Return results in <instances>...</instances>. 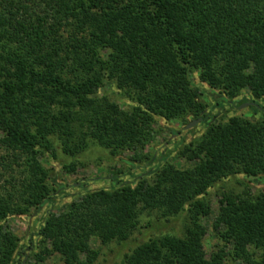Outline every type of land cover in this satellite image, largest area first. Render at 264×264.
<instances>
[{"label":"trees","instance_id":"trees-1","mask_svg":"<svg viewBox=\"0 0 264 264\" xmlns=\"http://www.w3.org/2000/svg\"><path fill=\"white\" fill-rule=\"evenodd\" d=\"M195 74L218 104L248 90L261 109L264 0H0V149L19 152L26 175L24 204L0 194V264H24L11 216L53 205L65 190L41 159L57 149L75 156L92 142L113 155L131 152L129 171L114 172L110 188L79 187L63 210H49L38 233L43 255L95 264L93 238L121 243L145 211L166 220L187 211L181 236L151 237L123 264H264V191L224 195L214 221L222 246L210 255L203 220L211 205L202 198L235 174L264 183V120L209 122L181 152L192 167L161 160L136 173L151 160L145 150L159 119L206 120ZM106 81L128 109L98 96Z\"/></svg>","mask_w":264,"mask_h":264},{"label":"rangeland","instance_id":"rangeland-1","mask_svg":"<svg viewBox=\"0 0 264 264\" xmlns=\"http://www.w3.org/2000/svg\"><path fill=\"white\" fill-rule=\"evenodd\" d=\"M194 83L202 91L203 100L207 105L206 120L186 129L185 127L192 120L184 123L178 120L159 119L156 124L155 138L145 150V154H148L151 160L143 161L136 171L137 174L143 172L147 174L149 165H156L161 160L168 161L180 169L192 167L194 162L183 157L181 152L185 146L196 141L206 132L209 122L227 121L232 116H239L252 121L264 120V102L257 99L256 103L261 109L256 110L253 107L255 103L250 104V92L248 90H243L236 98L227 99L224 104H218L211 96L212 88L201 82L197 74H195ZM98 96L106 97L118 103L123 109H128L131 104V101L124 97L116 84L110 81L105 82V86L101 88ZM18 153L7 148L0 149V194L5 198L12 195L13 202L22 205L24 200L21 196V184L26 175L23 167L24 159L20 157L17 160L14 159V154L18 155ZM131 154V152L126 151L113 155L110 150L92 142L85 151L75 156L64 153L62 149H57L56 157L51 153L43 157L41 162L50 171L52 177L56 178L59 184L64 185L65 190L55 194L56 198L53 205H45L41 210L33 208L26 214L11 216L9 225L20 239L18 259L23 260L24 264H64L63 258L58 253H52L49 256L42 254L44 246L38 233L47 212L49 210L54 212L63 210L72 195L79 192V187L90 190L110 188L114 183L112 180L114 172L118 170L129 171L127 162ZM72 163L76 164V169L70 172L65 166ZM124 178L129 180L124 173H121L119 179ZM263 191L264 183H257L255 177L235 174L218 181L209 189L208 194L202 197L211 205V214L203 220L208 228L204 245L209 255L222 246L219 236L214 231V221L219 213L220 200L224 195H238L245 192L255 195ZM188 222L187 211H183L169 220L163 218L157 210L145 211L141 215L139 228L128 240L121 243L113 241L102 244L93 238L92 246L99 251L95 264H123L126 254L130 253L136 246L151 237L162 234L181 236ZM40 256H43V259H40Z\"/></svg>","mask_w":264,"mask_h":264},{"label":"water","instance_id":"water-1","mask_svg":"<svg viewBox=\"0 0 264 264\" xmlns=\"http://www.w3.org/2000/svg\"><path fill=\"white\" fill-rule=\"evenodd\" d=\"M201 121H202V118L194 119L185 128L189 129V128L195 126L196 124L200 123Z\"/></svg>","mask_w":264,"mask_h":264}]
</instances>
